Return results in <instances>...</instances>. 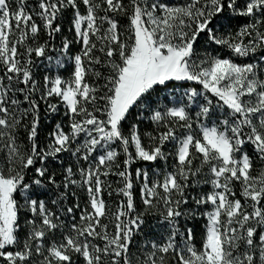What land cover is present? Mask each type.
I'll return each mask as SVG.
<instances>
[{"label":"snow or ice","instance_id":"1","mask_svg":"<svg viewBox=\"0 0 264 264\" xmlns=\"http://www.w3.org/2000/svg\"><path fill=\"white\" fill-rule=\"evenodd\" d=\"M0 264H264V0H0Z\"/></svg>","mask_w":264,"mask_h":264}]
</instances>
